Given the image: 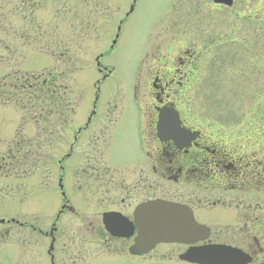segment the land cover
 <instances>
[{"label": "rangeland", "instance_id": "1", "mask_svg": "<svg viewBox=\"0 0 264 264\" xmlns=\"http://www.w3.org/2000/svg\"><path fill=\"white\" fill-rule=\"evenodd\" d=\"M194 3L135 0L117 33L118 21L129 12L132 0H0V77L16 74L42 79L53 74L55 84L65 91L71 104L63 118L56 113L48 119L53 133L46 128L47 133L46 129L38 131L30 112L15 102L0 103V158L6 159L0 163L4 166L0 170V219L24 224H0L2 243L44 242L35 235V225L47 228L60 204L54 178L56 161L68 152L72 134L82 126L94 102L95 112L111 111L113 116L141 113L145 105H153L152 81H145L152 59L169 60L184 47L204 45L201 51L207 55L202 71L207 75L213 47L208 44L209 38L226 34L231 46L225 47L231 50L238 48L241 40V54L246 59H238V50L237 59L229 66L233 68L229 76L233 81H189L177 106L191 125L244 135L248 147L264 140V0H236L231 9H218L216 13L209 12L211 0H200L195 10ZM243 11L248 19L240 22L235 14ZM209 13L216 15L214 21ZM99 53L100 66L112 71L101 80L95 66ZM171 94L177 95L175 89ZM43 123L40 119L39 124ZM123 128L120 125L115 131L111 159L131 155L123 141ZM79 145L81 142L65 162L67 177L79 175L72 168L73 161L87 156ZM37 177L42 178L39 183ZM69 181L71 177L65 181L67 192ZM183 189L185 197L180 200L192 206L214 197L209 187L189 185ZM71 198L77 205V199ZM259 207L262 214L258 218L263 223L257 230L214 226L208 240L253 253L254 260L249 264H264V200ZM166 247L173 258L184 251L180 245ZM104 260L99 264H123L114 257Z\"/></svg>", "mask_w": 264, "mask_h": 264}, {"label": "flooded vegetation", "instance_id": "2", "mask_svg": "<svg viewBox=\"0 0 264 264\" xmlns=\"http://www.w3.org/2000/svg\"><path fill=\"white\" fill-rule=\"evenodd\" d=\"M235 2L232 0L227 5L211 0L209 12L231 9ZM199 4L200 0H195L193 10ZM128 15L125 13L118 21L119 28ZM209 15L214 21L216 15ZM235 16L240 22L248 19L244 11ZM226 38V34L209 38L208 44L213 47L209 50L207 75L202 71L207 55L201 51L204 45L184 47L169 60L152 59L153 65L148 68L145 81H152L154 103L149 107L145 105L141 113L113 116L111 111H106L99 114L94 110V102L82 126L72 134L68 152L56 161L54 178L60 204L47 228L35 225V235L42 237L44 242L0 241V264H99L113 257L123 264H189L178 255L173 258L172 251L166 247L180 245L185 250L188 246L184 244L159 242L142 253L133 248L141 227L136 212L158 200L186 206L199 225L209 228L210 235L214 226L257 230L263 223V219L258 218L262 214L259 206L264 200L263 138L248 147L244 135L191 125L189 117L177 106L189 81H233L229 77L233 68L229 66L237 59L238 50V59L245 62L241 54L244 45L240 40L238 48L228 49L225 46L231 45ZM97 70L100 80L112 73L102 66ZM172 89L177 95L171 94ZM161 109L176 111V123L171 124L174 131L159 132ZM120 125H124L123 141L131 155L115 160L110 158V151ZM79 142L87 156L73 161L72 168L79 175L68 176L72 182H68L67 192L68 166L65 162L73 157V149ZM152 176L163 183H156ZM37 179L39 183L42 178ZM189 185L196 189L209 187L214 197L198 205V210V206L180 200L185 197L183 187ZM72 196L77 199V205ZM198 243L213 242L207 239ZM254 243L258 242L254 240ZM249 254L254 260L253 253Z\"/></svg>", "mask_w": 264, "mask_h": 264}, {"label": "water", "instance_id": "3", "mask_svg": "<svg viewBox=\"0 0 264 264\" xmlns=\"http://www.w3.org/2000/svg\"><path fill=\"white\" fill-rule=\"evenodd\" d=\"M217 3L230 4L231 0H214ZM176 112L173 109L160 110L158 130L162 134L174 131ZM136 218L141 219V227L133 248L136 252H146L157 242H179L195 244L205 239L209 230L193 219L188 208L176 204L154 201L140 208ZM4 220H0L3 222ZM180 259L196 264H248L251 256L240 248L220 244L206 243L190 246Z\"/></svg>", "mask_w": 264, "mask_h": 264}, {"label": "trees", "instance_id": "4", "mask_svg": "<svg viewBox=\"0 0 264 264\" xmlns=\"http://www.w3.org/2000/svg\"><path fill=\"white\" fill-rule=\"evenodd\" d=\"M55 81L53 74L42 79L39 76L23 77L7 74L0 77V103L15 102L23 111L30 112L38 131L42 132L47 128L53 133L52 127H48V119L56 113H59L57 115L59 118H63L71 108L65 91L57 86ZM42 111H45V114ZM40 119L43 120V125L39 124ZM11 159H15V156ZM5 160L4 157L0 158V163ZM3 168L4 166L0 164V170Z\"/></svg>", "mask_w": 264, "mask_h": 264}]
</instances>
